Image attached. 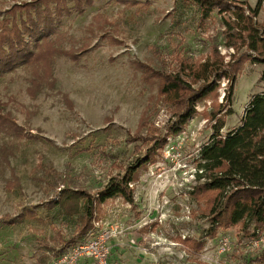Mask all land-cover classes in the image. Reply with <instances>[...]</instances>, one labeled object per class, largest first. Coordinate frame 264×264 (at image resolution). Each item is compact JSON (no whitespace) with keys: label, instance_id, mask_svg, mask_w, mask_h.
Instances as JSON below:
<instances>
[{"label":"rangeland","instance_id":"1","mask_svg":"<svg viewBox=\"0 0 264 264\" xmlns=\"http://www.w3.org/2000/svg\"><path fill=\"white\" fill-rule=\"evenodd\" d=\"M31 1L0 0V21L15 4ZM239 1L252 8L262 1L258 21L264 23V0ZM215 16L201 27L194 5L181 0H95L83 13L65 15L53 36L77 60L58 54L51 67H22L0 78V100L23 129L20 135L0 130V153H12L10 165L0 156V264H55L74 248L62 253L76 227L48 203L64 187L96 193L135 162L141 142L133 137L145 114L157 129L168 122V108L151 101L157 88L143 80L135 62L162 71L178 54L191 61L208 55L214 39L229 60L233 50L224 46V27ZM263 70L245 63L223 134L239 127L251 97L264 92ZM226 86L223 81L219 102ZM211 105L199 104L184 131L142 172L133 185L137 207L117 199L101 210L98 230L114 235L108 264H245L244 256L264 252V231L246 238L237 226L211 239L208 220L191 216L198 155L212 135L202 113ZM12 175L19 188L7 187ZM202 233L206 246L199 255L178 240Z\"/></svg>","mask_w":264,"mask_h":264},{"label":"trees","instance_id":"2","mask_svg":"<svg viewBox=\"0 0 264 264\" xmlns=\"http://www.w3.org/2000/svg\"><path fill=\"white\" fill-rule=\"evenodd\" d=\"M181 1L194 5L201 27L218 15L224 27V46L233 53L227 60L214 39L208 55L191 61L178 54L172 59V65L162 71L144 63H134L142 71L143 80L157 88V95L152 96L151 101L165 105L170 118L163 129H157L149 125L150 116L142 117L133 137L134 142H141L136 148L140 156L122 167L123 173L110 178L96 193L64 187L58 200L48 203L76 227L71 240L64 241L62 253L88 237L101 210L110 202L121 199L132 208L137 207L133 185L140 181L142 172L156 162L161 154L158 150L165 148L170 138L180 135L199 113L198 105L207 101L212 105L202 115L212 124V135L198 155L197 184L189 193L197 209L191 216L201 213L202 218L208 220L210 226L206 236L211 239H215L219 231L237 226L246 238H258L264 231V92L251 97L239 127L222 133L227 119L235 112V86L245 63L264 66V23L258 21L262 1L255 8L239 0ZM94 3L95 0H32L15 4L8 11V17L0 21V78L22 67L40 64L51 67V60L58 54L77 60L76 53L60 50L53 36L65 15L74 11L83 13L86 6ZM223 81L227 88L223 101L219 102ZM259 83L264 84V70ZM7 106L0 100V130L20 135L23 129L13 120L12 114L6 112ZM145 128H148L147 135H143ZM8 152L9 149L3 148L0 156L10 165L8 156L12 153L8 155ZM11 177L7 187L19 188V180L15 175ZM203 236L178 240L192 254L199 255L206 246ZM243 260L245 264H264V252L244 256Z\"/></svg>","mask_w":264,"mask_h":264},{"label":"built area","instance_id":"3","mask_svg":"<svg viewBox=\"0 0 264 264\" xmlns=\"http://www.w3.org/2000/svg\"><path fill=\"white\" fill-rule=\"evenodd\" d=\"M99 224H95L94 230L80 244L68 249L55 264H81L82 261H90L91 264H108L110 255V240L114 237L108 230H98Z\"/></svg>","mask_w":264,"mask_h":264},{"label":"crops","instance_id":"4","mask_svg":"<svg viewBox=\"0 0 264 264\" xmlns=\"http://www.w3.org/2000/svg\"><path fill=\"white\" fill-rule=\"evenodd\" d=\"M85 262H88L89 264H91L90 261H82L81 264H85Z\"/></svg>","mask_w":264,"mask_h":264}]
</instances>
